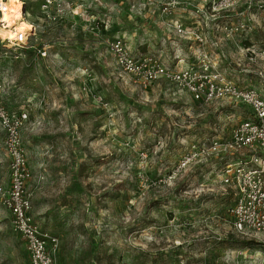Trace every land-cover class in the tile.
<instances>
[{
    "label": "rangeland",
    "instance_id": "1",
    "mask_svg": "<svg viewBox=\"0 0 264 264\" xmlns=\"http://www.w3.org/2000/svg\"><path fill=\"white\" fill-rule=\"evenodd\" d=\"M23 1L28 43L8 46L0 26L1 94L11 111L29 116L27 191L38 225L59 240L58 264H264V232L233 227L222 159L171 176L186 151L227 139L249 109L231 99L196 101L165 79L142 85L108 50L122 38L133 54L176 69L206 52L237 85L264 97V0L216 15L187 0H54L48 10L44 0ZM169 1L172 14L163 12ZM177 19L194 35L181 36ZM237 23L245 29H224ZM4 142L0 129L6 187ZM0 264H31L1 195Z\"/></svg>",
    "mask_w": 264,
    "mask_h": 264
},
{
    "label": "built area",
    "instance_id": "2",
    "mask_svg": "<svg viewBox=\"0 0 264 264\" xmlns=\"http://www.w3.org/2000/svg\"><path fill=\"white\" fill-rule=\"evenodd\" d=\"M20 1L22 14L25 16V2ZM53 1L44 0L42 8L48 10ZM187 1L200 4L197 12L216 15L232 10L242 0ZM174 5L175 1L167 2L163 6V12L172 14ZM259 7L263 5L259 4ZM8 10V0H0V26L14 32L12 38L6 36L3 39L8 46H24L28 43L29 34L15 31V25H8L4 18ZM48 17L50 20L57 19L56 15ZM174 26L181 36L194 35L195 30L180 19L174 22ZM34 28L33 25V32ZM224 29L230 33L239 32L245 29V24L237 23L234 26H225ZM197 39L203 41L201 36H197ZM108 45V50L119 68L133 75L142 85L165 79L178 89L190 93L196 101L207 103L231 99L249 109L250 117L237 124L227 139H212L209 143L195 144L186 151L173 167L171 176L176 179L191 166L210 157L222 159V182L234 197L230 210L235 231L241 235L264 232V97L253 88L237 85L216 68V62L206 52H201L197 62L176 69L168 67L150 54H133L122 38L112 39ZM248 49L251 54H256L254 48ZM40 53L42 56L47 55L45 50H40ZM28 120L26 111L13 112L6 106L0 83V129L4 132V145L10 160L9 184L6 187L0 185L1 201L12 213L14 229L26 242L31 264H58L59 240L38 225L27 191L31 171L23 147L22 132Z\"/></svg>",
    "mask_w": 264,
    "mask_h": 264
},
{
    "label": "bare ground",
    "instance_id": "3",
    "mask_svg": "<svg viewBox=\"0 0 264 264\" xmlns=\"http://www.w3.org/2000/svg\"><path fill=\"white\" fill-rule=\"evenodd\" d=\"M8 8V12L4 15V18L8 22V25H10V27L15 25V31L28 32L30 28L29 23L26 20L20 18L22 10L21 1L12 0V3L8 6ZM7 36H10V38H12L14 36V32H11L9 30L7 32Z\"/></svg>",
    "mask_w": 264,
    "mask_h": 264
},
{
    "label": "crops",
    "instance_id": "4",
    "mask_svg": "<svg viewBox=\"0 0 264 264\" xmlns=\"http://www.w3.org/2000/svg\"><path fill=\"white\" fill-rule=\"evenodd\" d=\"M135 55H137V54H135Z\"/></svg>",
    "mask_w": 264,
    "mask_h": 264
}]
</instances>
